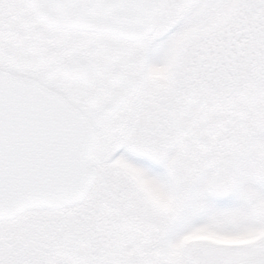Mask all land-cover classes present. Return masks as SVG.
I'll use <instances>...</instances> for the list:
<instances>
[{"label": "snow or ice", "instance_id": "snow-or-ice-1", "mask_svg": "<svg viewBox=\"0 0 264 264\" xmlns=\"http://www.w3.org/2000/svg\"><path fill=\"white\" fill-rule=\"evenodd\" d=\"M0 264H264V0H0Z\"/></svg>", "mask_w": 264, "mask_h": 264}]
</instances>
